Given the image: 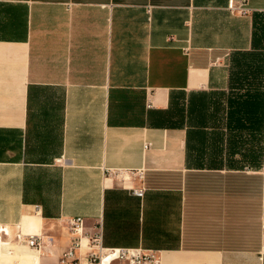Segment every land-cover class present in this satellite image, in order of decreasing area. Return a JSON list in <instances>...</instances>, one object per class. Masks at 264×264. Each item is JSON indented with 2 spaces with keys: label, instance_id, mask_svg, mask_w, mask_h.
<instances>
[{
  "label": "crops",
  "instance_id": "obj_1",
  "mask_svg": "<svg viewBox=\"0 0 264 264\" xmlns=\"http://www.w3.org/2000/svg\"><path fill=\"white\" fill-rule=\"evenodd\" d=\"M228 1L0 0V225L53 240L6 264H59L76 217L162 264H264V0Z\"/></svg>",
  "mask_w": 264,
  "mask_h": 264
},
{
  "label": "built area",
  "instance_id": "obj_2",
  "mask_svg": "<svg viewBox=\"0 0 264 264\" xmlns=\"http://www.w3.org/2000/svg\"><path fill=\"white\" fill-rule=\"evenodd\" d=\"M227 8L230 13L245 14L249 10L243 1L229 0ZM148 146V144H147ZM109 177L115 178L118 182H130L131 178L141 180L142 171H135V174L126 170H106ZM144 187H130L132 195L142 198ZM264 193V190H262ZM262 209H264V194H262ZM264 211V210H262ZM85 219L76 217L63 222V228L68 234V244L59 255V264H162L158 252L142 248H106L102 245V223L96 222L89 230H86ZM22 244L37 254L45 247L52 244L51 238L45 239L42 233L27 232L20 224L10 233L7 226L0 225V252L1 244L11 242ZM47 242V243H46ZM46 245V246H45ZM0 264H6L1 260Z\"/></svg>",
  "mask_w": 264,
  "mask_h": 264
},
{
  "label": "rangeland",
  "instance_id": "obj_3",
  "mask_svg": "<svg viewBox=\"0 0 264 264\" xmlns=\"http://www.w3.org/2000/svg\"><path fill=\"white\" fill-rule=\"evenodd\" d=\"M39 231V229L37 230ZM10 245L15 247V253H13L12 255H6V256H1L3 257V261H5L6 263H12L14 260H19L18 259V255H16L17 253H23V252H30L31 249L27 248L26 246L22 245V244H17L15 242H11Z\"/></svg>",
  "mask_w": 264,
  "mask_h": 264
},
{
  "label": "bare ground",
  "instance_id": "obj_4",
  "mask_svg": "<svg viewBox=\"0 0 264 264\" xmlns=\"http://www.w3.org/2000/svg\"><path fill=\"white\" fill-rule=\"evenodd\" d=\"M5 246V243L1 244V248L3 249V247ZM31 251V250H30ZM8 252H10V250L8 249ZM34 252V251H32ZM36 253V252H35Z\"/></svg>",
  "mask_w": 264,
  "mask_h": 264
}]
</instances>
